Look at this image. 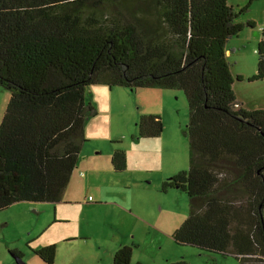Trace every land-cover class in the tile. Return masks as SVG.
Listing matches in <instances>:
<instances>
[{
    "label": "trees",
    "instance_id": "16d2710c",
    "mask_svg": "<svg viewBox=\"0 0 264 264\" xmlns=\"http://www.w3.org/2000/svg\"><path fill=\"white\" fill-rule=\"evenodd\" d=\"M244 10L228 0H0V87L9 93L0 120V211L61 201L88 141L86 121L97 114L90 86L181 89L189 167L162 190L185 192L189 214L173 239L264 264V108L236 97L235 79L245 78L233 76L227 55ZM257 53L248 81L264 79V28ZM136 125L140 138L164 129L153 113ZM110 162L125 170V151L115 149ZM34 252L54 264L56 244ZM131 256L125 245L112 264H130Z\"/></svg>",
    "mask_w": 264,
    "mask_h": 264
},
{
    "label": "rangeland",
    "instance_id": "374dc122",
    "mask_svg": "<svg viewBox=\"0 0 264 264\" xmlns=\"http://www.w3.org/2000/svg\"><path fill=\"white\" fill-rule=\"evenodd\" d=\"M244 29L227 43L234 93L245 107L264 108V79L257 71V44L264 28V0H228ZM249 4V7L246 6ZM249 20L255 22L251 27ZM9 93L0 87V120ZM87 100L97 114L86 121L83 149L59 202L12 204L0 211V264H47L34 251L56 244L54 264H112L123 246L132 247L130 264H240L234 254L208 253L174 241L189 214V198L164 181L189 167V120L184 91L160 87L95 84ZM158 114L161 135L140 138L137 121ZM122 149L127 168L115 171L110 155ZM83 173V174H82Z\"/></svg>",
    "mask_w": 264,
    "mask_h": 264
},
{
    "label": "water",
    "instance_id": "95a60500",
    "mask_svg": "<svg viewBox=\"0 0 264 264\" xmlns=\"http://www.w3.org/2000/svg\"><path fill=\"white\" fill-rule=\"evenodd\" d=\"M17 260H18V262H19L20 264H26L22 259H18V258H17Z\"/></svg>",
    "mask_w": 264,
    "mask_h": 264
},
{
    "label": "crops",
    "instance_id": "0c3cea01",
    "mask_svg": "<svg viewBox=\"0 0 264 264\" xmlns=\"http://www.w3.org/2000/svg\"><path fill=\"white\" fill-rule=\"evenodd\" d=\"M9 98V97H8ZM240 100V99H239ZM241 101V100H240ZM243 102V101H242ZM85 128H86V124H85ZM111 155H112V153H111ZM111 155H110V158H111ZM9 209V208H8Z\"/></svg>",
    "mask_w": 264,
    "mask_h": 264
},
{
    "label": "built area",
    "instance_id": "2783aa9c",
    "mask_svg": "<svg viewBox=\"0 0 264 264\" xmlns=\"http://www.w3.org/2000/svg\"><path fill=\"white\" fill-rule=\"evenodd\" d=\"M83 174V173H82Z\"/></svg>",
    "mask_w": 264,
    "mask_h": 264
}]
</instances>
